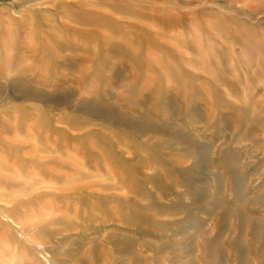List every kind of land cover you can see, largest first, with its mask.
Wrapping results in <instances>:
<instances>
[{
	"label": "rangeland",
	"instance_id": "obj_1",
	"mask_svg": "<svg viewBox=\"0 0 264 264\" xmlns=\"http://www.w3.org/2000/svg\"><path fill=\"white\" fill-rule=\"evenodd\" d=\"M0 264H264V0H0Z\"/></svg>",
	"mask_w": 264,
	"mask_h": 264
},
{
	"label": "bare ground",
	"instance_id": "obj_2",
	"mask_svg": "<svg viewBox=\"0 0 264 264\" xmlns=\"http://www.w3.org/2000/svg\"><path fill=\"white\" fill-rule=\"evenodd\" d=\"M46 157V156H45Z\"/></svg>",
	"mask_w": 264,
	"mask_h": 264
}]
</instances>
